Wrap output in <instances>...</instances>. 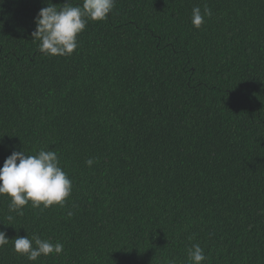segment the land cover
I'll list each match as a JSON object with an SVG mask.
<instances>
[{
	"label": "trees",
	"instance_id": "trees-1",
	"mask_svg": "<svg viewBox=\"0 0 264 264\" xmlns=\"http://www.w3.org/2000/svg\"><path fill=\"white\" fill-rule=\"evenodd\" d=\"M47 2L0 0V167L49 148L73 190L23 216L0 197V231L64 247L0 264H264V0H116L64 57L31 36Z\"/></svg>",
	"mask_w": 264,
	"mask_h": 264
},
{
	"label": "clouds",
	"instance_id": "clouds-1",
	"mask_svg": "<svg viewBox=\"0 0 264 264\" xmlns=\"http://www.w3.org/2000/svg\"><path fill=\"white\" fill-rule=\"evenodd\" d=\"M116 0H83L82 5L73 6L66 0L57 7L48 0L47 5L38 12L34 19L35 30L32 39L39 42L38 50L48 56H70L78 48V36L85 30L88 21L103 22L115 8ZM211 9L205 5L203 10L197 6L192 9L191 23L199 29L205 17H211ZM94 161L88 159L87 166ZM73 190V183L60 166V159L55 150L40 149L35 155H28L23 150L13 151L3 166L0 167V197L9 199L8 209L16 216H23L26 205L32 208L47 209L52 206L63 208ZM71 216L72 213L68 212ZM13 215L7 220L12 222ZM2 224V223H0ZM12 242L13 252L27 260L36 262L43 256L59 255L63 244L41 239L35 233L9 240L4 231H0V248ZM191 264H202L206 260L204 249L193 244L187 250ZM173 264V261H169Z\"/></svg>",
	"mask_w": 264,
	"mask_h": 264
}]
</instances>
